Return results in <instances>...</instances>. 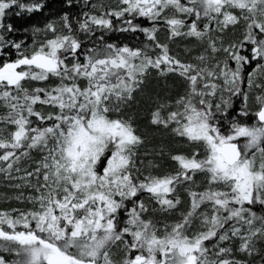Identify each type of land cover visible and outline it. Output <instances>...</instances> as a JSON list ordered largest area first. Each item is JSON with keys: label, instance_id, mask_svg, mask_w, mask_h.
<instances>
[{"label": "snow or ice", "instance_id": "6c2138e0", "mask_svg": "<svg viewBox=\"0 0 264 264\" xmlns=\"http://www.w3.org/2000/svg\"><path fill=\"white\" fill-rule=\"evenodd\" d=\"M0 264H264V0H0Z\"/></svg>", "mask_w": 264, "mask_h": 264}]
</instances>
